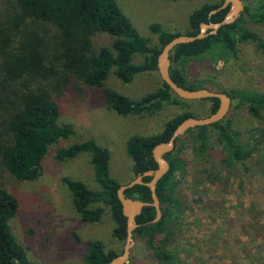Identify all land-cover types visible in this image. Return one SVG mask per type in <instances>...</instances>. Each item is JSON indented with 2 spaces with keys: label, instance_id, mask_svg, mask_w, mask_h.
<instances>
[{
  "label": "trees",
  "instance_id": "1",
  "mask_svg": "<svg viewBox=\"0 0 264 264\" xmlns=\"http://www.w3.org/2000/svg\"><path fill=\"white\" fill-rule=\"evenodd\" d=\"M186 1V0H165ZM10 13L0 22V166L18 181L31 182L40 174L41 164L48 148L60 139L72 135L68 125L60 126L57 98L69 89L75 81L91 88H102L112 71L124 84L130 83L140 73H157V57L163 46L172 38L181 35L170 33L157 24L150 26L157 36L154 47L140 36L129 19L122 13L115 0H14ZM223 0L214 4L204 3L194 10L188 21L187 36H195L202 23H219L230 7L209 15L219 8ZM250 15L245 6L244 13L259 21H264V0ZM240 17L230 25L221 27L216 35L177 46L170 55L169 74L181 87L197 90L206 88L201 84H187L183 64L188 59L201 58L214 49H221L235 55L236 34L240 40L255 42L264 50V40L257 34L240 28ZM101 32L114 38L111 47L95 50L93 36ZM142 57L141 64H135V57ZM161 87L138 100L111 89H104L106 106L117 115L144 116L154 114L164 103L179 105L185 103L173 95L168 86ZM240 106L255 117L264 110V95L248 93L230 95ZM210 102L208 115L218 108V100ZM238 105V107H239ZM189 117L190 112L179 114L165 122L161 131L151 136H133L126 142V153L132 163L133 178L157 165L152 156L154 146L167 142L177 126ZM198 118V117H196ZM197 155H206L212 141L228 153L229 162L244 165L249 162L256 148L243 144L238 133L226 118L211 126L188 130ZM164 158L170 168L156 184V195L163 205L161 219L151 223L156 213L153 207L143 208L136 218L139 227L133 238L140 237L158 264H180L177 256L169 249L172 235L179 219L185 211V204L175 195V179L180 173L182 160L175 152ZM81 153H89L94 179L99 190L89 189L83 182L65 179L73 197L76 211L84 222H99L104 210L92 208L93 204H104L110 210L114 223L113 237L124 243L126 218L116 192L123 185L111 178L109 173L110 152L93 140L74 144L57 152L58 160H69ZM149 182L150 178H144ZM126 197L151 202L146 186L136 185L124 192ZM18 210V202L5 188L0 186V264H29L24 249L15 240L9 221ZM161 236H163L161 238ZM122 252V251H121ZM121 252L107 251L99 241L90 242L84 258L85 264H109Z\"/></svg>",
  "mask_w": 264,
  "mask_h": 264
},
{
  "label": "rangeland",
  "instance_id": "2",
  "mask_svg": "<svg viewBox=\"0 0 264 264\" xmlns=\"http://www.w3.org/2000/svg\"><path fill=\"white\" fill-rule=\"evenodd\" d=\"M14 0H0V22L11 11ZM140 36L150 47L158 44L150 26L157 24L170 33L189 32L190 14L204 3L219 0H115ZM256 15L262 0H241ZM245 8V7H244ZM240 28L264 40V21L239 15ZM238 17V18H239ZM236 34V54L214 49L201 58L183 64L187 84H201L230 95H264V50L255 42L240 40ZM114 38L97 32L95 50L110 48ZM142 57L134 63L141 64ZM157 73H140L130 83L119 81L111 71L102 88L72 83L58 98L60 126L68 125L72 135L52 144L41 164L39 176L31 182L18 181L0 166V186L18 202V210L9 221L11 232L24 249L29 264H85L90 242L99 241L105 250L121 252L124 243L116 240L110 210L104 204L99 222H84L76 211L65 179L83 182L99 190L94 179L89 153L69 160H58L61 149L93 140L110 152L109 173L120 184L133 179L132 163L126 142L133 136L159 133L169 119L190 112L194 117L208 116L210 102L186 101L179 105L164 103L151 115H117L104 102V89H111L138 100L161 87ZM232 100L226 117L243 144L256 148L244 165L229 162L226 150L212 141L206 155H197L190 136L183 135L175 152L182 160L175 179V195L185 211L172 235L169 249L180 264H264V110L252 116L245 106ZM163 236H161L162 238ZM127 264H158L143 238L135 237Z\"/></svg>",
  "mask_w": 264,
  "mask_h": 264
},
{
  "label": "water",
  "instance_id": "3",
  "mask_svg": "<svg viewBox=\"0 0 264 264\" xmlns=\"http://www.w3.org/2000/svg\"><path fill=\"white\" fill-rule=\"evenodd\" d=\"M230 7L229 12L225 15L223 20L219 23H202L199 26V32L195 36L178 35L172 38L165 44L157 57V74L162 83L166 84L171 93L183 101H200V100H218L217 110L203 118L189 117L182 121L174 130L171 138L164 143H160L153 147L152 156L157 165L155 170H148L142 174L137 175L131 181L121 185L117 192V199L121 205L123 216L126 218V237L124 240L123 250L120 255L114 257L109 264H127L129 261L130 250L133 244V232L139 227L136 223V218L141 214L143 208L153 207L156 216L151 223H156L161 219V207L163 206L156 195V184L169 171L170 165L164 158L174 150L175 140L183 136L188 130H193L199 127L211 126L224 120L230 109L232 100L230 96L222 92H215L207 88L197 90H190L179 86L170 76L169 69L171 66L170 55L174 49L183 44L193 43L195 41L203 40L208 36L216 35L218 30L226 25L233 24L244 11V4L241 0H223L222 5L211 11L210 16L217 12ZM150 178L149 182H144V178ZM136 185L146 186L150 191L151 202H144L139 199L126 197L124 192Z\"/></svg>",
  "mask_w": 264,
  "mask_h": 264
}]
</instances>
